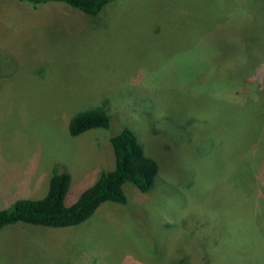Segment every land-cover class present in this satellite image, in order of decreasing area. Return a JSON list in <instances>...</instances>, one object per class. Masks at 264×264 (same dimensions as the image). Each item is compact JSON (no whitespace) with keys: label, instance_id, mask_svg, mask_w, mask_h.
Listing matches in <instances>:
<instances>
[{"label":"rangeland","instance_id":"obj_1","mask_svg":"<svg viewBox=\"0 0 264 264\" xmlns=\"http://www.w3.org/2000/svg\"><path fill=\"white\" fill-rule=\"evenodd\" d=\"M102 100L109 126L70 136ZM122 127L157 164L148 190L124 182L74 226H4L0 264H264V0H0V208L52 171L68 205Z\"/></svg>","mask_w":264,"mask_h":264},{"label":"trees","instance_id":"obj_2","mask_svg":"<svg viewBox=\"0 0 264 264\" xmlns=\"http://www.w3.org/2000/svg\"><path fill=\"white\" fill-rule=\"evenodd\" d=\"M32 6L49 1L62 2L95 16L110 0H19ZM242 102L235 101L234 103ZM251 113L252 110L247 108ZM245 110V109H244ZM106 101L74 112L68 119L67 132L77 136L89 129H106L109 126ZM112 153V166L99 172L90 185L81 189L68 205L63 198L69 185L67 172L52 171L45 194L37 199H15L8 207L0 208V230L15 222H23L50 227L74 226L90 217L96 208L105 201L125 203L122 184L127 182L138 191L145 192L152 183L157 170L155 160L147 156L128 127L120 128L109 137Z\"/></svg>","mask_w":264,"mask_h":264}]
</instances>
